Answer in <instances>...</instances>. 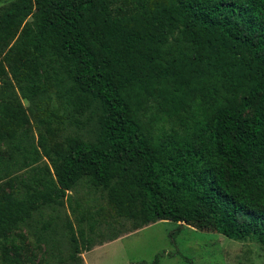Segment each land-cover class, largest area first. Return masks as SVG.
Returning <instances> with one entry per match:
<instances>
[{
	"label": "trees",
	"instance_id": "obj_1",
	"mask_svg": "<svg viewBox=\"0 0 264 264\" xmlns=\"http://www.w3.org/2000/svg\"><path fill=\"white\" fill-rule=\"evenodd\" d=\"M2 1L0 264L107 243L78 188L264 244V0Z\"/></svg>",
	"mask_w": 264,
	"mask_h": 264
},
{
	"label": "rangeland",
	"instance_id": "obj_2",
	"mask_svg": "<svg viewBox=\"0 0 264 264\" xmlns=\"http://www.w3.org/2000/svg\"><path fill=\"white\" fill-rule=\"evenodd\" d=\"M4 5L2 1L0 7ZM23 103L27 106L26 101ZM93 126L94 123L85 127L83 133L89 134ZM74 196L80 200L83 210H101L94 216L101 223L99 227L104 235L101 243L107 242L90 251H82L80 258L83 264H155L156 260L157 264H264V244L233 241L218 234L207 206H195L181 218L135 229L131 222L114 215L99 192L90 194L87 189L78 188ZM66 214L75 224L74 214L67 206L62 219H66ZM75 215L79 216L77 210ZM60 223L63 225L65 222ZM112 235L121 237L109 241ZM53 238L59 243L62 237L56 234ZM40 262L65 264L51 258L49 253H43Z\"/></svg>",
	"mask_w": 264,
	"mask_h": 264
}]
</instances>
